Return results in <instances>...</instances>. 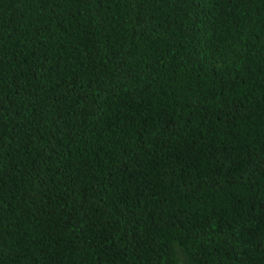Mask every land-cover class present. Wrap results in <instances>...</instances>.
<instances>
[{"label":"trees","instance_id":"obj_1","mask_svg":"<svg viewBox=\"0 0 264 264\" xmlns=\"http://www.w3.org/2000/svg\"><path fill=\"white\" fill-rule=\"evenodd\" d=\"M0 264H264V0H0Z\"/></svg>","mask_w":264,"mask_h":264}]
</instances>
